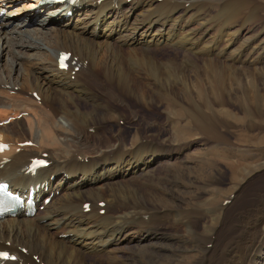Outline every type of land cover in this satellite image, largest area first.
<instances>
[{"label":"bare ground","instance_id":"obj_1","mask_svg":"<svg viewBox=\"0 0 264 264\" xmlns=\"http://www.w3.org/2000/svg\"><path fill=\"white\" fill-rule=\"evenodd\" d=\"M217 2L222 0H77L64 6L38 0H0V122L11 118L9 126H0V142L9 145L7 152L0 153V180L7 181L10 192L21 196L29 194L32 186L38 187L40 206L53 194L43 211L31 217L20 214L0 219V247L14 252L18 262L125 264L144 251L153 254L157 245L164 244L159 242L157 226L167 228L166 223L181 222L184 215L180 212L173 218L168 213H155L146 205L152 200L149 194L139 197L138 190L135 192V180L151 178L156 167L180 168L177 162H170L172 155L165 157L168 165L162 161L169 151L167 140L160 139L158 133L154 140H147V134L159 131L160 118H155L156 128L148 130L138 123V107L159 110L161 99L179 102L183 92L192 99V91H186L175 79L184 68H198L199 61L204 64V73L217 71L222 82L230 68L251 67V44L237 48L239 39L229 36L227 28L240 22L245 9L256 13L261 5L253 0L229 2L234 10L227 26L209 42L208 21L187 15ZM13 8V14L19 11V18L12 14ZM68 10L73 14L68 15ZM42 12L45 16L38 21ZM33 24L37 27L32 28ZM175 48L184 51L187 63L175 57L180 58L177 53L156 55ZM62 51L72 53L68 70L59 68ZM232 59L241 60L242 66L225 64ZM36 92L40 100L34 97ZM126 109L138 113H133L135 119L128 117ZM198 110L194 105L184 109L178 121L190 114L197 133L227 145V137L217 131L222 127L220 121L213 123ZM108 111L119 122L111 120L114 116ZM177 111L168 112L167 125H176L174 115H183ZM21 113L28 116L19 118ZM133 132L146 139L138 148L128 142ZM121 134L128 137L123 143ZM31 141L33 146L24 145ZM45 153L51 164L36 176L26 175L31 157ZM6 160L9 162L4 164ZM102 201L105 207L99 205ZM87 202H91L89 213L84 207ZM189 217L187 213L182 226L193 235L196 226ZM129 237L134 245L120 255L121 244ZM218 242H213V249H202L204 258L195 264H264L261 248L246 252V248L235 249L231 239ZM221 243L227 249L218 254ZM188 251L185 247L184 253Z\"/></svg>","mask_w":264,"mask_h":264},{"label":"rangeland","instance_id":"obj_2","mask_svg":"<svg viewBox=\"0 0 264 264\" xmlns=\"http://www.w3.org/2000/svg\"><path fill=\"white\" fill-rule=\"evenodd\" d=\"M229 2L233 0H222L210 8L200 10L197 14L187 15V18L198 16L208 21L207 25L210 28L208 40L214 41L227 26L228 16L234 10ZM253 2L257 6L261 5L258 12L251 13L249 8L245 9L240 22L230 23L227 28L229 36H236L239 39L237 48L251 44L253 50L249 59L251 67L246 66L249 69L230 68L226 72L228 76L222 82L217 71L204 73L202 69L204 64L199 61L198 68H184L180 76L175 79L178 85H185L186 91H192V99L190 94L183 92L180 93L179 102L161 99L159 110L156 108L149 110L144 105L138 107L141 111L138 123L144 125L146 129H155V118H160L159 131L147 134V140L150 138L148 141L154 140L153 135L157 133L161 136L160 139L167 140L166 146L169 151L163 155L162 161L166 163L165 157L172 155L170 162H177L180 168L174 170L172 166H167L166 173L163 165L156 167L151 178L140 177L135 180V192L138 190L139 197L149 194L148 197L150 196L152 200L151 202L147 200L146 205L155 213H168L172 218L174 213L180 212L184 215L178 225L171 220L173 223H166L169 228L157 226L160 229L159 237L161 236L159 242L162 241L161 243L164 244L157 245L153 254L144 251V254L136 255V259L144 262L143 264H195L204 258L202 249H213L214 243L216 244L220 239L229 242L231 239L235 249L246 248L247 252L250 248L251 251H258L261 248L264 251V0H253ZM11 11L15 10L11 9ZM18 12L12 13L15 18L21 16ZM44 16L45 13L42 12L38 21ZM193 24L198 26L196 22ZM31 27L37 25L33 24ZM167 53H177L180 58L177 55L175 57L183 63L189 61L182 56L184 51L176 48L171 51L160 50L156 55L166 57ZM232 61L233 59L225 64L234 63L237 67L242 66L241 60ZM184 79L187 81L183 82ZM192 105L211 118L213 123L220 121L222 127L217 131L227 137L229 141L227 145L218 138L206 139L203 134L197 133L194 124L190 123L188 118L190 114H186L187 117L178 121L184 116V109L192 108ZM126 110L128 117L135 119L133 113H138L132 109ZM177 110L183 115L179 114L177 118L174 115L175 126L167 125L165 121ZM107 113L114 116L111 120L119 122L113 112ZM7 125L9 126L10 123ZM120 125L123 126V122ZM152 125L153 128L149 127ZM92 133L94 130L91 131ZM121 135L119 140L123 143L128 137ZM137 136L133 132L128 139L134 148L146 142L145 138ZM165 163L164 165L167 164ZM229 199L230 202L224 204ZM187 213L193 218L189 217L188 221L192 226H196L193 235L188 234L182 226V223L187 221L185 218ZM132 239L129 237V241L121 244L120 255L126 254L129 246L134 245ZM241 245L243 246L240 247ZM185 247L189 248L188 253H184ZM218 247L219 242L216 244V248ZM226 247L221 243L218 254L226 252ZM146 258L154 260L150 262ZM136 259L130 258L125 264H137ZM109 263L112 264L111 261L104 262V264Z\"/></svg>","mask_w":264,"mask_h":264}]
</instances>
